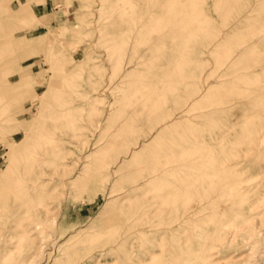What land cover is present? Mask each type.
I'll return each mask as SVG.
<instances>
[{"label": "rangeland", "instance_id": "1", "mask_svg": "<svg viewBox=\"0 0 264 264\" xmlns=\"http://www.w3.org/2000/svg\"><path fill=\"white\" fill-rule=\"evenodd\" d=\"M148 1L0 0V42L5 43L4 46L0 43V264H15L32 253L36 258L40 256L37 264H69L80 253L83 255L94 247L90 234L96 230L114 233L130 226L128 233L119 238L118 234L114 235L113 242L109 239L105 256H100L103 260L93 255V260L87 258L86 264H157L163 258L162 264H264V112L260 111L264 109V0ZM133 8L135 10L131 11ZM124 25V29L118 27ZM61 91L70 92L63 100H68L67 107L73 112V116L62 121V130L55 131L56 141L67 142L60 151V156L66 159L57 158L53 148H41L40 153L56 163L53 162L48 173L47 169L24 173L36 163L34 158L39 151L33 145V138L24 133L25 127L31 125L35 129L45 121ZM229 91L233 96L228 97ZM210 92L214 94L209 95ZM70 96L74 98L72 101ZM156 98H160L159 101ZM156 101L159 106H154ZM69 104H73L72 107ZM76 105L80 109L77 106L78 110H74ZM30 106L33 119L25 112ZM160 110H164L163 118ZM153 115L160 116L161 120L156 121L158 118L155 120ZM240 118L246 124H242L244 121ZM149 126L154 127L151 130ZM195 127L200 129L198 133ZM164 128L173 134L172 139ZM247 128L251 129L247 132ZM159 129L165 132L155 131ZM159 133L162 139L163 134L167 138L161 145ZM121 139L123 146L119 145H122ZM153 141L159 148L157 152ZM81 147L85 150L81 151ZM208 147L213 148L212 153ZM223 150H231L235 156ZM153 152L159 154L158 157ZM149 156L155 163L151 164ZM201 160L205 161L203 167L199 164ZM225 171H228L227 176ZM232 174L237 184L233 180L235 184L229 186ZM222 182L226 185L222 186ZM220 185L224 189L221 190ZM145 186L153 191H148L150 195H146ZM24 192L26 196L34 194L33 200H37L38 205L31 204L33 207H25V212L19 213L17 208L23 204ZM170 197L175 200L170 201ZM112 201H116L115 205ZM48 209L51 215L59 217L58 228L44 215ZM241 209H245L244 213ZM200 210L202 214L198 213ZM175 215L182 218L178 227ZM37 220L41 223L33 229ZM117 224L122 229H115ZM135 224L139 226L136 228ZM203 230L210 234L202 235ZM36 234H41L39 239ZM198 241L202 247L207 244L202 248ZM41 245L44 252L38 255ZM201 249L204 252L201 253ZM22 250L24 254L27 250L25 256Z\"/></svg>", "mask_w": 264, "mask_h": 264}, {"label": "bare ground", "instance_id": "2", "mask_svg": "<svg viewBox=\"0 0 264 264\" xmlns=\"http://www.w3.org/2000/svg\"><path fill=\"white\" fill-rule=\"evenodd\" d=\"M120 1H122V0H120ZM130 1H131V0H130ZM145 1H146V0H145ZM162 1H164V0H162ZM170 1H171V0H170ZM174 1H175V0H174ZM149 2H151V1L149 0L148 3H149ZM171 2H173V1H171ZM161 3H162V2H161ZM169 3H170V2H169ZM144 4H145V6H146V3H144ZM166 4H167V3H166ZM112 5H113V4H112ZM112 5H111V6H112ZM131 5H132V4H130V8H131ZM164 5H165V4H164ZM111 6H110V7H111ZM123 6H124V4H123ZM148 6H150V4H149ZM122 8H123V7H122ZM125 8H126V7H125ZM78 9H79V8H78ZM86 9L88 10V8H86ZM115 9H116V8H115ZM151 9H152V8H151ZM133 10H135V9L133 8L131 11H133ZM152 10H153V9H152ZM158 10H159V9H158ZM115 12H116V10H115ZM153 12H154V11H153ZM131 13H133V12H131ZM146 13H147V12H146ZM154 13H155V12H154ZM130 15H131V14H130ZM125 16H126V15H125ZM86 17H87V16H86ZM119 17H120V16H119ZM207 17H208V16H207ZM127 18H128V17H127ZM95 19H96V18H95ZM177 19H178V18H177ZM241 19H242V18H241ZM123 20H127V19L123 18ZM82 21H83V20H82ZM127 21H128V20H127ZM130 21H131V20H130ZM130 21H129V22H130ZM242 21H244V20H242ZM93 22H94V21H93ZM209 23L211 24V22H209ZM47 26H48V24H47ZM206 26H207V25H206ZM118 27H121V28L124 29V28H125V25H124V26H118ZM118 27H117V28H118ZM109 28H111V27L109 26ZM113 28H114V27H113ZM111 29H112V28H111ZM111 29H109V30H111ZM123 29H122V30H123ZM114 30H115V29H114ZM118 31H119V30H118ZM223 31H224V30H223ZM209 32H211V31H209ZM154 35H155V34H154ZM154 35H152V36L154 37ZM110 36H111V35H110ZM155 36H156V35H155ZM84 37H85V36H84ZM96 37H97V35H96ZM100 38H101V37H100ZM222 38H223V37H222ZM211 39H212V38H211ZM205 40H206V37H205ZM212 41H213V39H212ZM92 42H93V41H92ZM102 42H103V41H102ZM107 42H109V41H107ZM0 43H1V45H3V46L5 45V43L2 44L3 42H0ZM77 43H78V42H77ZM8 44H9V46H10L11 43H8ZM138 45H139V44H138ZM132 46H133V45H132ZM6 47H7V44H6ZM12 50H13V49H12ZM206 50H207V49H206ZM93 51H94V50H93ZM198 51H200V50H198ZM94 52H95V51H94ZM7 53H8V52H7ZM7 53H6V54H7ZM11 53H12V52H11ZM96 53H98V52L96 51ZM75 54H76V53H75ZM105 54H106V53H105ZM184 54H185V53H184ZM9 55H10V54H9ZM76 55H77V54H76ZM4 56H5V55H4ZM197 56H199V55H197ZM8 57H9V56H8ZM11 57H13V56H11ZM76 57H77V56H76ZM106 57H107V56H106ZM224 57H225V56H224ZM228 57H229V56H228ZM58 58H59V57H58ZM226 58H227V57H226ZM12 59H13V58H12ZM72 60H73V59H72ZM55 61H56V62L58 61V63L60 62L58 59L55 60ZM227 61H228V60H227ZM227 61H225V62H227ZM8 62H9V61H8ZM56 62H55V63H56ZM222 62H223V61H222ZM45 63H46V61H45ZM64 63H65V62H64ZM106 63L108 64V62H106ZM223 63H224V62H223ZM132 64H133V63H132ZM67 65H68V64H67ZM124 65H125V64H124ZM126 65H127V64H126ZM128 65H129V64H128ZM100 67H101V66H100ZM111 67H113V65H111ZM125 67L127 68V66H125ZM247 67L250 68V65L247 66ZM251 67H252V66H251ZM111 69H112V68H111ZM111 69H110V70H111ZM130 69H131V68H130ZM51 72H52V70H51ZM182 73H183V72H182ZM51 74H52V73H51ZM184 74H185V73H184ZM121 75H122V74H121ZM62 76H63V75H62ZM118 78H119V77H118ZM183 78H184V77H183ZM53 79H54V78H53ZM66 80H67V79H66ZM210 80H211V79H210ZM210 80H209V81H210ZM115 81H116V80H115ZM120 81H121V80H120ZM183 82H184V81H183ZM252 82H253V81H252ZM255 82H256V81H255ZM260 82H262V81H260ZM24 83H25V82H24ZM248 83H249V81H248ZM248 83H247V84H248ZM256 83H257V82H256ZM262 83H263V82H262ZM2 84H3V83H2ZM2 84H1V85H2ZM65 84H66V83H65ZM68 84H69V83H68ZM79 84H80V83H79ZM30 85H31V84H30ZM57 85H58V84H57ZM80 85H81V84H80ZM175 85H176V83H175ZM180 85H182V84H180ZM217 85H218V84H217ZM217 85H216V86H217ZM244 85L246 86V82L244 83ZM248 85H250V84H248ZM173 86H174V85H173ZM176 86H178V85H176ZM209 86H210V85H209ZM213 86H214V85H213ZM8 87H9V86H8ZM142 87H143V86H142ZM210 87H211V86H210ZM210 87H209V88H210ZM256 87H257V86H256ZM261 87H262V86H261ZM261 87H260V88H261ZM58 88H59V87H58ZM77 88H78V87H77ZM158 88H159V87H158ZM160 88H161V87H160ZM179 88H180V87H179ZM179 88L177 87L176 89L179 90ZM205 88H206V87H205ZM227 88H228V86H227ZM251 88H252V87H251ZM260 88H259V89H260ZM0 89H1V88H0ZM119 89H120V88H119ZM207 89H208V88H207ZM228 89H229V88H228ZM228 89H227V90H228ZM234 89H235V88H234ZM244 89H246V87H245ZM248 89H249V87H248L246 90H248ZM254 89H255V88H254ZM254 89H250V90H254ZM17 90H18V89H17ZM156 90H158V93H159V89H156ZM160 90H161V89H160ZM203 90H204V89H203ZM208 90H209V89H208ZM212 90H213V89H212ZM237 90H238V89H237ZM237 90H236V94H237ZM242 90H243V89H242ZM52 91H53V90H52ZM174 91H175V89H174ZM214 91H215V90H214ZM219 91H220V90H219ZM219 91H218V92H219ZM222 91H223V90H222ZM232 91H233V90H232ZM238 91H240V90H238ZM79 92H81V91H79ZM79 92H78V93H79ZM200 92H201V89H200ZM204 92H205V91H204ZM73 93H74V92H73ZM73 93H72V94H73ZM75 93H77V91H76ZM158 93H157V94H158ZM179 93H180V92H179ZM185 93H186V92H185ZM194 93H195V92H194ZM201 93H202V92H201ZM223 93H224V92H223ZM229 93H230V95H229V96L227 95V96H228V97H231V95H232L231 93H232V92L229 91ZM102 94H103V93H102ZM183 94H184V93H183ZM186 94H187V93H186ZM202 94H203V93H202ZM210 94H214V93H211V92H210L209 95H210ZM227 94H228V93H227ZM236 94H235V95H236ZM10 95H11V94H10ZM69 95H70V92H63V91H61V92L59 93V95H58L57 97H55V100H54V103H56V104H54L55 107H54L53 109H51V110L47 113V119H46L45 121H43L42 123H40L37 127H36V124H34L35 127H36L35 129H32V128H31V125L26 126V127H25V131H24V133L26 134V136H31V138H33V145H34L35 147H37L38 150L41 149V148H42V149H44V148H53V149H54V155H55V156L57 155V158L61 157V156H60V151H63V150H62V145L65 144V143H67V142H66V141H63V140L56 141V140H55V139H56V138H55V131L58 130V129H61V127L63 128V126H62V121H63L64 119H68L69 117L73 116V112H72V110H71L72 108H70V107L68 108V107H67V106H68V103H69L68 100H63V99H65L66 96H69ZM79 95H80V94H79ZM98 95H100V93H99ZM196 95H197V96L195 97V99L198 97V94H197V93H196ZM205 95H206V94H205ZM205 95H203V97H204ZM215 95H217V94H216V91H215ZM225 95H226V94H225ZM240 95H242V94L240 93ZM100 96H101V95H100ZM163 96H164V95H163ZM174 96H175V95H174ZM174 96H172V97H174ZM227 96H226V97H227ZM232 96H233V95H232ZM47 97H48V96H47ZM70 97H71V96H70ZM76 97H78V96H76ZM155 97H156V96H155ZM172 97H171V98H172ZM175 97H176V96H175ZM190 97H191V96H190ZM192 97H193V96H192ZM209 97H210V96H209ZM224 97H225V96H224ZM226 97H225V98H226ZM234 97H235V99H236V96H234ZM234 97H233V98H234ZM262 97H263V96H262ZM71 98H72V97H71ZM101 98H102V97H101ZM101 98H100V99H101ZM145 98H147V97H145ZM167 98H169V96H168ZM171 98H170V99H171ZM199 98H200V95H199ZM205 98H206V97H205ZM211 98L213 99V97H211ZM217 98H218V96H217ZM220 98H221V95H220ZM233 98H232V101L235 100V99L233 100ZM240 98H241V97H240ZM14 99H15V98H14ZM48 99H49V98H48ZM50 99H51V98H50ZM52 99H53V98H52ZM52 99H51V100H52ZM73 99H74V98L70 99V101H72ZM148 99H149V98H148ZM152 99H155V98H152ZM156 99H157V98H156ZM159 99H160V98H158L157 101H159ZM175 99H176V98H175ZM192 99H193V98H192ZM259 99H261V98H259ZM263 99H264V98H263ZM15 100H17V99H15ZM15 100H12V102H14ZM167 100H169V99H167ZM200 100H201V99H200ZM139 101H141V100H139ZM139 101H138V102H139ZM149 101H151V99H149ZM153 101H154V100H153ZM157 101H156V104H154V106H155V105H158V106H159V104H157ZM171 101H172V100H171ZM182 101H183V100H182ZM182 101H181V102H182ZM7 102H8V101H7ZM18 102H19V101H18ZM74 102H75V100H74ZM173 102H174V101H173ZM195 102L198 103L197 101H195ZM195 102H194V103H195ZM227 102H228V101H227ZM19 103H20V102H19ZM76 103H77V102H76ZM78 103H79V102H78ZM139 103H140V102H139ZM143 103H144V102H142V104H143ZM149 103H150V102H149ZM153 103H154V102H153ZM170 103H171V102H170ZM170 103H169V104H170ZM9 104H11V103L9 102ZM73 104H74V103H73ZM73 104H71V105H73ZM89 104H90V103H88V105H89ZM146 104H147V102H146ZM150 104H152V103H150ZM161 104H162V103H161ZM185 104H187V103L184 102V105H185ZM226 104H227V103H226ZM251 104L253 105V102H252ZM3 105H6V103H4ZM69 105H70V104H69ZM71 105H70V106H71ZM164 105H165V104H164ZM237 105H239V104H237ZM1 106H2V105H1ZM77 106H78V105H76L75 108H74V106H73V109H74V110H75V109L78 110V109H77ZM80 106H81V105H80ZM189 106H190V105H189ZM193 106H194V105H193ZM256 106L258 107V104H257ZM3 107H4V106H3ZM71 107H72V106H71ZM78 107H79V106H78ZM84 107H85V106H82V107H81L82 110H84V109H83ZM148 107L151 108L150 105H149ZM184 107H185V106H184ZM220 107H221V105H220ZM251 107H252V106H251ZM253 107H254V106H253ZM253 107H252V108H253ZM257 107H256V110L258 109ZM1 108H2V107H1ZM6 108H7V107H6ZM145 108H146V107H145ZM162 108H163V106H162ZM162 108H161V109H162ZM186 108H187V107H186ZM259 108H260V107H259ZM79 109H80V107H79ZM146 109H147V108H146ZM151 109H152V108H151ZM181 109H182V108H181ZM181 109H179L178 111H180ZM246 109H249V108L247 107ZM253 109H254V108H253ZM2 110H3V109H2ZM7 110H8V109H7ZM9 110H10V108H9ZM38 110H39V109H38ZM149 110H150V109H149ZM149 110H148V111H149ZM155 110H156V109H155ZM183 110H185V109H183ZM256 110H254V111L256 112ZM263 110H264V109H263ZM263 110H260L261 113L264 112ZM40 111H42V108H40ZM85 111H86V110H85ZM85 111H84V112H85ZM90 111H91V110H90ZM94 111H96V110L94 109ZM160 111H161V110H160ZM160 111H159V112H160ZM162 111H164V110H162ZM162 111H161V112H162ZM181 111H182V110H181ZM246 111H247V110H245V113H246ZM248 111L250 112V109H249ZM1 112H2V111H1ZM1 112H0V113H1ZM25 112L27 113V116H28V117H32V113H33V112H32V107H31V106L28 107V109H27ZM98 112H99V111H98ZM144 112L146 113V110H145ZM153 112H154V114H155V111H154V110H153ZM161 112H160L159 114H161ZM3 113H4V111H3ZM41 113H42V112H41ZM148 113H149V112H148ZM181 113H183V112H181ZM251 113H252V111H251ZM258 113H259V111H258ZM43 114H45L44 112L42 113V116H45V115H43ZM176 114H177V113H176ZM34 115H35V113H34ZM141 115H143V113H141ZM163 115H164V114H163V112H162V115H161L162 118H163ZM170 115H171V114H170ZM209 115L212 116L211 113H210ZM245 115H246V114H243V116H245ZM247 115H249V114L247 113ZM252 115H253V114H252ZM255 115L257 116V114H255ZM259 115H261V114H259ZM89 116H90V115H89ZM153 116H154V115H153ZM185 116H186V114H185ZM210 116H209V118H210ZM12 117H13V116H12ZM90 117H91V116H90ZM104 117H105V116H104ZM154 117H155V120H156V117H157V116H154ZM154 117H153V118H154ZM165 117H167V116L165 115ZM173 117H174V116H173ZM240 117H241V116H240ZM252 117H253V116H252ZM259 117H260V116H259ZM5 118H7V117L5 116ZM34 118H35V117H34ZM37 118H38V117H37ZM153 118H152V119H153ZM157 118H158V117H157ZM159 118H160V116H159ZM159 118H158L156 121H158ZM169 118H170V117H169ZM174 118L177 119L176 116H175ZM181 118H182V117H181ZM200 118H201V117H200ZM206 118H208V117H206ZM242 118H243V117H242ZM242 118H240V119H242ZM32 119H33V117H32ZM88 119H89V118H88ZM90 119H91V118H90ZM90 119H89V120H90ZM108 119H109V118H108ZM243 119H244V118H243ZM243 119H242V120H243ZM248 119H249V118H248ZM253 119H254V118H253ZM2 120H3V119H2ZM36 120H37V119H36ZM36 120H35V121H36ZM103 120H104V119H103ZM155 120H154V121H155ZM160 120H161V118H160ZM172 120H173V119H172ZM209 120H210V119H209ZM242 120H239V121L241 122ZM244 120H245V119H244ZM244 120H243V121H244ZM258 120H259V118H258ZM260 120H261V119H260ZM260 120H259V121H260ZM262 120H264V118H263ZM3 121H4V120H3ZM10 121H11V120H10ZM97 121H98V120H97ZM97 121H96V122H97ZM104 121H105V120H104ZM168 121H169V120H168ZM168 121H166V122H168ZM185 121H186V120H184V122H185ZM245 121H247V119H246ZM245 121H244L242 124H246ZM187 122H188V121H186V123H187ZM253 122H254V120H253ZM260 122H261V121H260ZM33 123H35V122H33ZM101 123H102V121H101ZM101 123H100V124H101ZM103 123H104V122H103ZM174 123H175V122H174ZM238 123H239V122H238ZM250 123H251V122H250ZM37 124H38V123H37ZM84 124H85V123H84ZM96 124H97V123H96ZM157 124H159V122H158ZM163 124H164V123H163ZM258 124H259V123H258ZM1 125H2V124H1ZM16 125H17V124H16ZM149 125H150V124H149ZM160 125H162V124H160ZM192 125H193V124H192ZM194 125H195V124H194ZM3 126H4V122H3ZM10 126H11V124H10ZM249 126H250V125H249ZM259 126H260V125H259ZM13 127H14V122H13ZM64 127H65V126H64ZM99 127H100V126H99ZM151 127H154V126H151ZM151 127L149 126V128H151ZM161 127H163V126H161ZM164 127H165V126H164ZM192 127H193V126H192ZM242 127H243V126H242ZM250 127H252V126H250ZM18 128H19V126H18ZM67 128H68V127H66V129H67ZM76 128H77V127H75L74 129H76ZM83 128H84V127H83ZM83 128H81V129H83ZM116 128H117V127H116ZM116 128H115V129H116ZM146 128H148V126H147ZM157 128H158V127H157ZM197 128H198V127H195V129H197ZM256 128H258L257 125H256ZM260 128H262V127H260ZM6 129H8V127H6ZM10 129H11V127H10ZM66 129H65V130H66ZM68 129H69V128H68ZM68 129H67V130H68ZM71 129L73 130V128H71ZM78 129H79V128H78ZM99 129H100V128H99ZM164 129H165V128H164ZM164 129H162V130L159 129V130H155V131H160L161 133H164L165 130H166L167 132H166L165 134H170V135H171V133L169 132L170 130L168 131L167 128H166L165 130H164ZM171 129H172V128H171ZM247 129H248V128H247ZM250 129H251V128H250ZM250 129H248L247 132H248ZM8 130H9V129H8ZM61 130H62V129H61ZM139 130H140V129H139ZM146 130H147V129H146ZM151 130H152V128H151ZM198 130H200V129H199V128L197 129V133H198ZM256 130H257V129H256ZM263 130H264V129H263ZM96 131H99V130L97 129ZM100 131H101V130H100ZM109 131H110V133H111L112 130H109ZM113 131H114V130H113ZM73 132H75V131L73 130ZM148 132H151V131H148ZM183 132H184V131H183ZM228 132H230V131H228ZM250 132H251V131H250ZM255 132H257V131H255ZM258 132H259V134H260L259 129H258ZM21 133H22V132H21ZM105 133H106V132H105ZM118 133H119V132H118ZM124 133H125V132H124ZM153 133H154V132H153ZM161 133H159V135L161 136V139H162V134H161ZM251 133H252V132H251ZM261 133H262V132H261ZM92 134H93V133H92ZM114 134H115V133H114ZM154 134H155V133H154ZM165 134H163V139H165V138H164V135H165ZM179 134H181V133H179ZM254 134L257 135V133H254ZM254 134L252 133V135H254ZM89 135H90V134H89ZM123 135H124V134H123ZM170 135H169L168 138H170ZM256 135H255V136H256ZM107 136H108V135H107ZM112 136H114V135H112ZM115 136H116V137H115ZM115 136H114V137L117 138V134H116ZM154 136H155V135H154ZM157 136H158V134H157ZM160 136H159V137H160ZM167 136H168V135H167ZM172 136H173V134L171 135V139H172ZM179 136H180V135H179ZM226 136H228V135H226ZM226 136H225V137H226ZM20 137H21V136H20ZM104 137H105V136H104ZM155 137H156V136H155ZM155 137H154V138H155ZM257 137H258V135H257ZM260 137H261V136H260ZM77 138H78V137H77ZM83 138H84V137H83ZM115 138H114V139H115ZM121 138H123V137H121ZM181 138H182V134H181ZM217 138H218V137H217ZM220 138H222V137H220ZM227 138H228V137H227ZM261 138H262V137H261ZM60 139H62V138H60ZM85 139H86V138H85ZM119 139H120V138H119ZM155 139H156V138H155ZM158 139L160 140V138H158ZM163 139L159 141L160 145L162 144L161 141H163ZM166 139H167V138H166ZM166 139H165V141H166ZM183 139H184V138H183ZM223 139H224V138H223ZM255 139H256V138H255ZM21 140H22V139H21ZM28 140H29V139H28ZM86 140H87V139H86ZM121 140H122V139H121ZM121 140H120V141H121ZM151 140H152V139H151ZM197 140L200 141L198 138H197ZM219 140H220V139H219ZM224 140H226V139H224ZM256 140H258V139H256ZM67 141H69V140H67ZM71 141H72V140H71ZM74 141H75V140H74ZM168 141H170V139H169ZM177 141H178V140H177ZM181 141L183 142V140H181ZM181 141H179V142L181 143ZM10 142H11V141H10ZM10 142H9V143H10ZM19 142H20V141H19ZM69 142H70V141H69ZM76 142H78V141L76 140ZM79 142H80V141H79ZM81 142H82V141H81ZM118 142H119V141H118ZM123 142H124V140H122V145H121V144H119V145H120V146H123ZM127 142H128V141H127ZM127 142H125V143H127ZM170 142H171V141H170ZM174 142H175V141H174ZM219 142H220V141H219ZM14 143H15V142H14ZM74 143H75V142H74ZM119 143H120V142H119ZM140 143H141V142H140ZM140 143H139V144H140ZM151 143H152V142H150V145H152ZM153 143H154V141H153ZM177 143H178V142H177ZM177 143H176V144H177ZM189 143H190V142H189ZM11 144H12V142H11ZM27 144H28V143H27ZM69 144H70L69 146L71 147V146H72V145H71V142H70ZM77 144H78V143H77ZM84 144H85V141H84ZM84 144H83V145H84ZM116 144H117V142H116ZM145 144H146V143H145ZM171 144H173V143H171ZM193 144L195 145V143H193ZM17 145H18V143H17ZM30 145H31V144H30ZM117 145H118V144H117ZM128 145H129V144H128ZM147 145H148V144H147ZM147 145H145V147H146ZM155 145H157L156 143H154V147L157 148V146H155ZM178 145H179V144H177V146H178ZM10 146H12V145H10ZM66 146H67V145H66ZM115 146H116V145H115ZM152 146H153V145H152ZM180 146H181V144H180ZM182 146H184V148H185L184 143L182 144ZM206 146H207V145H206ZM206 146H205V147H206ZM208 146H209V145H208ZM223 146H224V141H223ZM223 146H221V147L223 148ZM124 147H125V146H124ZM145 147H144V148H145ZM200 147H201L202 149H204V147H202V146H200ZM210 147H212V146H210ZM81 148H82V147H81ZM136 148H137V147H136ZM144 148H143V149H144ZM169 148H171V147H169ZM178 148H179V147H178ZM181 148H182V147H181ZM186 148H187V147H186ZM213 148H214V146H213ZM213 148H211V149H213ZM222 148H221L220 150H222ZM224 148H225V147H224ZM226 148H227V147H226ZM256 148H257V147H256ZM118 149H119V148H118ZM141 149H142V148H141ZM141 149H140V150H141ZM153 149H154V148H153ZM175 149L177 150V148H175ZM182 149H183V148H182ZM205 149H206V148H205ZM208 149H210V148L208 147ZM211 149H210V152H209V153H212V152H211ZM227 149H228V148H227ZM232 149H234V148H232ZM232 149H231V150H232ZM235 149H236V148H235ZM67 150H68V149H67ZM80 150H81V151L85 150V147H83V148L80 149ZM135 150H136V149H135ZM135 150H134V151H135ZM147 150L150 151L151 149H150V150L147 149ZM158 150H159V148H157V149L154 150V151L157 152ZM167 150H168V149H167ZM200 150H201V149H200ZM206 150H207V149H206ZM231 150H230V151L227 150V151L229 152V154H231ZM64 151H65V149H64ZM131 151H132V149H131ZM141 151H142V150H141ZM141 151H140V153L138 152L140 155H142ZM152 151H153V150H152ZM152 151H151V152H152ZM168 151H169V150H168ZM174 151H175V150H174ZM183 151H184V150H183ZM261 151H262V150H261ZM21 152H22V151H21ZM71 152H72V151H71ZM123 152H124V151H123ZM151 152H150V153H151ZM164 152H166V151H164ZM172 152H173V150H172ZM215 152H217V151L215 150ZM219 152H220V151H219ZM223 152H224V150H223ZM228 152H226V150H225L224 153H228ZM235 152H236V150H235ZM62 153H63V152H62ZM82 153H83V152H82ZM133 153H136V151L133 152ZM154 153H155V152H153L152 154H154ZM167 153H168V152H167ZM169 153H170V152H169ZM173 153H174V152H173ZM176 153H177V155L179 154L178 152H176ZM245 153H247V152H245ZM9 154H10V153H9ZM139 154H138V155H139ZM156 154H157V153H155V155H156ZM214 154L217 155L218 152H217V153H214ZM235 154H236V153H235ZM237 154H239V153H237ZM29 155H30V154H29ZM61 155H62V154H61ZM84 155H85V154H84ZM134 155H135V154H134ZM136 155H137V154H136ZM140 155H139V156H140ZM158 155H159V154H157V157H158ZM168 155H169V154H168ZM172 155H175V154H172ZM172 155H171V156H172ZM179 155H180V154H179ZM179 155H178V156H179ZM208 155L210 156V154H208ZM215 155H214V158L216 157ZM225 155H227V154H225ZM231 155H232V154H231ZM246 155L248 156V153H247ZM129 156H130V155H129ZM151 156L153 157L154 155H151ZM175 156H176V155H175ZM232 156L234 157L235 155H232ZM238 156H239V155H238ZM243 156H244V155H243ZM108 157H110V156H108ZM125 157H126V156H125ZM145 157H146V159H147V155H145ZM225 157H226V156H225ZM229 157H230V156H229ZM236 157H237V155H236ZM61 158L63 159L64 157L62 156ZM79 158H80V157H79ZM122 158H123V157H122ZM128 158H129V157H128ZM134 158H135V156H134ZM137 158H138V157H137ZM137 158H135V159L137 160ZM149 158H150V156L148 157V160H149ZM179 158H180V156H179ZM217 158H218V155H217ZM237 158H238V157H237ZM21 159H22V158H21ZM64 159H66V158H64ZM120 159H121V158H120ZM150 159H151V158H150ZM153 159H154V158H153ZM197 159H198V158H197ZM204 159H205V158H204ZM215 159H216V158H215ZM215 159H214V160H215ZM25 160H26V159H25ZM34 160H35L36 163H34V165H32L30 168L25 169V170H24V171H25L24 173H27V172L30 171V170H32V171H33V170H36V171H37V169H39L40 171H45V170L47 169L46 171H47V173H48V170L50 169V167H53V164L56 163L55 161H51V160L46 159V158L40 153V150L37 152V154H35V158H34ZM121 160H122V159H121ZM154 160H156V159H154ZM178 160H179V159H178ZM206 160H208V159H206ZM240 160H241V159H240ZM73 161H74V160H73ZM75 161H76V160H75ZM152 161H153V160L151 159V162H152ZM203 161H204V160H203ZM203 161L201 160V163H199L201 166H202V162H203ZM53 162H54V163H53ZM153 162H154V161H153ZM153 162H152L151 164H153ZM188 162H189V161H188ZM204 162H205V161H204ZM73 163H74V162H73ZM73 163H72V164H73ZM131 163H132V161H130V164H131ZM143 163L145 164L146 162H143ZM143 163H142V164H143ZM148 163H149V162H148ZM148 163H147V164H148ZM154 163H155V162H154ZM164 163H165V162H164ZM171 163L173 164V162H171ZM117 164H118V163H117ZM136 164H137V163H136ZM144 164L141 165V166H144ZM147 164H145V165H147ZM187 164H188V163H187ZM221 164H223V161H222ZM221 164H220V165H221ZM239 164H240V163H239ZM243 164H244V163H243ZM37 165H38V166H37ZM62 165H64V164H62ZM62 165H61V166H62ZM70 166H71V165H70ZM102 166H103V165H102ZM115 166H116V165H115ZM134 166H136V165H134ZM181 166H182V165H181ZM63 167H65V166H63ZM67 167H68V166H67ZM67 167H66V169H67ZM150 167H151V166H150ZM150 167H149V170H150ZM182 167H183V166H182ZM194 167H195V166H194ZM194 167L192 166V169H194ZM202 167H203V166H202ZM221 167H222V166H221ZM221 167H220V168H221ZM135 168H136V167H135ZM137 168H140V167L137 166ZM206 168H207V167H206ZM225 168H226V166H225ZM63 169H64V168H63ZM63 169H62V170H63ZM123 169H125V168H123ZM126 169H127V168H126ZM130 169H131V168H130ZM207 169H208V168H207ZM127 170H128V169H127ZM132 170H133V169H132ZM132 170H131V172H132ZM137 170H138V169H137ZM141 170H142V169H141ZM147 170H148V167H147ZM179 170H180V169H179ZM198 170H199V169H198ZM220 170L222 171V170H223V167H222ZM226 170H227V168H226ZM145 171H146V170H145ZM215 171H216V170H215ZM18 172H19V171H17V174H18ZM64 172H65V171L62 172L63 175H64ZM107 172H108V171H107ZM188 172H189V171H188ZM198 172H199V171H198ZM217 172H218V169H217ZM226 172H228V171H225V172H224V173L226 174V176H227V173H226ZM234 172H235V171H234ZM234 172H231V173H234ZM14 173H15V172H14ZM118 173H119V172H118ZM219 173H220V171L218 172V174H219ZM261 173H262V172H261ZM261 173H260V174H261ZM127 174H129V173H127ZM135 174H137V173H135ZM209 174H211V173L209 172ZM218 174L216 173V175L219 177ZM229 174H230V172H229ZM234 174H235V173H234ZM236 174H237V172H236ZM239 174H240V173H239ZM242 174H243V173H242ZM6 175H8V174H6ZM131 175H132V174H131ZM220 175H221V174H220ZM222 175H223V173H222ZM222 175L220 176V179L223 177ZM232 175H233V174H232ZM232 175L229 176V178L231 177V179H230L229 181H232V182H231V185H229V186H232V184H235V183H236L235 180H234V179H235V178H234V175H233V176H232ZM15 176H16V174H15ZM18 176H19V175H18ZM107 176H108V175H107ZM16 177H17V176H16ZM16 177H14V178L16 179ZM149 177H150V175H149ZM200 177H201V176H200ZM200 177H199V178H200ZM124 178H125V177H124ZM181 178H182V177H181ZM232 178H234V179H232ZM240 178H241V177H240ZM240 178H238V179H240ZM250 179H251V178H250ZM20 180H21V179H20ZM218 180H219V179H218ZM225 180H226V179H225ZM233 180H234L235 183L233 182ZM21 181H22V180H21ZM111 181H112V180H111ZM122 181H126V180H125V179L123 180V178H122ZM168 181H169V180H168ZM236 181H237V178H236ZM240 181H241V180H239V182H240ZM245 181H246V180H245ZM8 182H9V181H8ZM12 182H15V181H12ZM43 182L46 183V182H45V179H43ZM141 182H142V181H141ZM239 182H238V183H239ZM16 183H17V181H16ZM25 183H27V182L25 181ZM44 183H43V184H44ZM123 183H124V182H123ZM125 183H126V184H127V183L129 184V182H125ZM125 183H124V184H125ZM222 183H223V184H222V186H223V185L225 184V182H222ZM226 183H227V180H226ZM241 183H242V182H241ZM111 184H112V183H111ZM115 184H116V182L114 181V185H115ZM216 184H217V183H216ZM227 184H229V183H227ZM236 184H237V183H236ZM114 185H113V187H115ZM133 185H134V184H133ZM225 185H226V184H225ZM225 185H224V186H225ZM24 186H25V184H24ZM124 186H125V185H124ZM122 187H123V186H122ZM122 187L120 186V189H121V190H122ZM132 187H133V186H132ZM143 187H144V186H143ZM143 187H140V188H143ZM149 187H150V186L148 185V188H149ZM176 187H178V186H176ZM233 187H235V185H234ZM26 188H28V187H26ZM110 188H111V187H110ZM148 188L146 189V186H145V189L147 190L146 192L143 190L144 188L142 189V190L146 193V195H147L148 191H149V193L152 191L151 189L148 190ZM216 188L218 189L217 186H216ZM220 188H221V190L224 189V187L222 188L221 185H220ZM236 188H237V186H236ZM239 188H240V187H239ZM24 189H25V188H24ZM234 189H235V188H234ZM115 190H116V189H115ZM137 190H139V188H138ZM142 190H141V191H142ZM166 190H167V189H164L163 191H166ZM183 190H184V188H183ZM28 191L30 192V190H28ZM32 191H33V190H32ZM32 191H31V192H32ZM125 191H126V190H125ZM125 191H123V193H124ZM141 191H139V192H141ZM170 191H171V190H170ZM136 192H137V191H136ZM152 192H153V191H152ZM161 192H162V191H161ZM149 193H148V194H149ZM173 193H174V192H173ZM25 194H27V193L24 192V195H25ZM31 194H32V193H31ZM134 194H136V193H134ZM143 194H144V193H143ZM161 194H162V193H161ZM223 194H224V193H223ZM32 195H34V194H32ZM32 195H30V196H28V195L26 196V195H25L26 197L24 198L23 204L20 205V206L17 208V211H18L19 213H20V212H25V211H23V210H24L23 208L26 207V208L29 209V207H30L31 204L34 205V206H35V205H36V206L38 205V204L36 203L37 200H36V202H35V200H33V198H36V197H35V196L32 197ZM116 195L119 197L118 194H116ZM116 195H113V196H116ZM120 195H121V194H120ZM149 195H150V194H149ZM153 195H154V194H153ZM241 195H242V194H241ZM18 196H19V195H18ZM154 196L156 197V195H154ZM154 196H153V197H154ZM169 196H171V195H169ZM169 196H168V197H169ZM179 196H180V195H179ZM181 196H182V194H181ZM19 197H20V196H19ZM134 197H135V196H134ZM148 197H150V196H148ZM172 197H173V196H172ZM176 197H177V196H176ZM242 197H243V196H242ZM111 198H112V197H111ZM111 198H110V199H111ZM113 198H114V197H113ZM157 198H158V197H157ZM177 198H178V197H177ZM179 198H180V197H179ZM182 198H184V197L182 196ZM17 199H19V198L17 197ZM20 199H22V198H20ZM37 199H38V198H37ZM110 199H109V201L113 200V199H111V200H110ZM168 199H169V198H168ZM215 199H216V198H215ZM226 199H228V198H226ZM226 199H225V200H226ZM40 200H41V199H40ZM123 200H124V199H123ZM149 200H150V199H149ZM162 200H163V199H162ZM162 200H161V201H162ZM169 200H170V201H172V200L174 201L175 199H173V198L171 199V197H170ZM212 200H213V199H212ZM116 201H118V200L116 199ZM116 201H114V202H116ZM130 201H131V200H130ZM176 201H177V200H176ZM214 201H215V200H214ZM218 201H219V200H218ZM221 201H222V200H221ZM239 201H240V200H239ZM112 202H113V201H112ZM114 202L112 203L113 205H115ZM118 202H119V201H118ZM124 202H126V201H124ZM127 202H128V201H127ZM142 202H143V201H142ZM166 202H167V201H166ZM180 202H181V201H180ZM211 202H212V201H211ZM240 202H241V201H240ZM119 203H121V202H119ZM148 203H149V201H148ZM176 203H177V202H176ZM209 203H210V202H208V204H209ZM216 203H217V202H216ZM218 203H219V202H218ZM220 203H221V202H220ZM126 204H127V203H126ZM141 204H142V203H141ZM169 204H170V203H169ZM178 204H179V203H178ZM178 204H177V205H178ZM232 204H233V203H232ZM32 205H31V207H33ZM113 205H112V206H113ZM143 205H144V203H143ZM143 205H140V206H143ZM181 205H182V204H181ZM215 205H216V204H215ZM219 205H220V204H219ZM239 205H240V204H239ZM243 205H244V204H243ZM116 206H117V204H116ZM166 206H167V205H166ZM168 206L170 207V205H168ZM175 206H176V205H175ZM205 206H206V208L208 207L207 205H205ZM232 206L235 207L234 205H232ZM240 206H241V205H240ZM249 206H250V204H249ZM43 207H44V206H43ZM43 207H42V208H43ZM123 207H124V206H123ZM178 207H179V206H178ZM182 207L184 208V206H182ZM189 207H190V205H189ZM191 207H192V206H191ZM191 207L188 208V209L190 210ZM209 207H211V209H212V206H209ZM209 207H208V208H209ZM113 208H114V207H113ZM141 208H142V207H141ZM179 208H181V207H179ZM206 208H204V209H206ZM214 208H215V206H214ZM229 208H230V210L232 209V207H229ZM229 208H228V209H229ZM240 208H243V206H242V207H239L238 209H240ZM44 209H45V208H44ZM142 209H143V208H142ZM168 209H169V208H168ZM170 209H171V208H170ZM170 209H169V210H170ZM211 209H210V210H211ZM11 210L14 211L13 209H11ZM114 210H115V209H114ZM175 210H176V209H175ZM179 210H180V209H179ZM189 210H188V211H189ZM202 210H203V207H202ZM230 210H229V211H230ZM241 210H242V209H241ZM243 210H245V209H243ZM243 210H242L241 212H243ZM46 211H47V212H46L44 215L47 216V220H48V221H53L54 223H56L57 225H54V226H56V227H57V226H60V221L58 222V218H59V217H58L57 215H51L49 209L46 210ZM173 211H174V210H173ZM188 211H187V212H188ZM203 211H204V210H203ZM203 211L200 210L199 212H198V211H197V212L202 214ZM221 211H223V210H221ZM226 211H227V210H226ZM231 211H232V210H231ZM43 212H44V210H43ZM112 212H113V211L111 210L110 213H112ZM122 212H123V211H122ZM154 212H155V211H154ZM156 212H157V211H156ZM168 212H169V211H168ZM176 212H177V211H175L174 213L177 214L178 212H177V213H176ZM204 212H205V211H204ZM208 212H210V211H208ZM224 212H225V211H223V214H225ZM239 212H240V210H239ZM114 213H115V212H114ZM119 213H120V212H119ZM172 213H173V212H172ZM179 213H180V212H179ZM243 213H244V212H243ZM55 214H56V213H55ZM122 214H123V213H122ZM134 214H135V213H134ZM201 214H200V215H201ZM208 214H209V213H207V215H208ZM226 214H227V213H226ZM118 215H119V214H118ZM135 215H136V214H135ZM135 215H134V216H135ZM178 215H179V214H178ZM209 215H210V214H209ZM240 215H241V214H240ZM243 215H244V214H243ZM39 216H40V215H39ZM124 216H125V215H124ZM130 216H131V215H130ZM151 216H152V215H151ZM180 216H181V215H180ZM131 217H132V216H131ZM205 217H206V216H205ZM244 217H245V216H244ZM192 218H193V217H192ZM207 218H208V217H207ZM241 218H242V217H241ZM172 219H173V218H172ZM237 219H238V218H237ZM248 219H249V218H248ZM248 219H245V220H248ZM69 220H70V219H69ZM188 220H189V219H188ZM201 220H202V219H201ZM245 220H243V221H245ZM37 221H38V220H37ZM119 221H120V220H119ZM126 221H130V219H127ZM167 221H168V220H167ZM172 221H173V220H172ZM175 221H176L177 224H178V225L175 224V226L178 227V226H180V224H181L182 218H181V217H178L177 215H175L174 222H175ZM218 221H219V220H218ZM121 222H122V221H121ZM139 222H140V221H139ZM199 222H200V220H199ZM215 222H216V221H215ZM249 222H250V221H249ZM29 223H30V222H29ZM40 223H41V222L38 221L36 224H34V225H33V226H34L33 229H36L37 225L40 224ZM145 223H147V222H145ZM182 223L185 224V222H182ZM190 223H192V222H190ZM194 223H195V222H194ZM200 223H201V222H200ZM245 223H246V222H245ZM245 223H243V224H245ZM119 224H121V223L119 222ZM123 224H124V223H123ZM183 224H182V225H183ZM192 224H193V223H192ZM201 224L203 225V222H202ZM217 224H218V222H217ZM250 224H251V223H250ZM121 225H122V224H121ZM121 225H120V226H121ZM146 225H147V224H146ZM187 225H188V224H186V226H187ZM190 225H191V224H190ZM195 225L197 226L196 223H195ZM215 225H216V223H215ZM238 225H240V224H238ZM238 225H237V226H238ZM245 225L247 226V223H246ZM52 226H53V225H52ZM61 226H62V225H61ZM120 226H118V224H117L115 229H117V227L122 229V227H120ZM126 226H127V225H126ZM137 226H139V225H137V224L134 225V227H136V228H137ZM217 226H219V225H217ZM62 227H64V226H62ZM90 227H91V226H90ZM215 227H216V226H215ZM219 227H220V226H219ZM221 227H222V226H221ZM57 228H58V227H57ZM130 228H131V226H130ZM130 228H129V229H130ZM140 228H141V227H140ZM140 228H138L137 230H142V229H140ZM237 228H238V227H237ZM26 229H27V228H26ZM33 229H32V230H33ZM129 229H127L128 232L130 231ZM145 229H147V228H145ZM145 229H144V230H145ZM172 229H173V228H172ZM204 229H206V228H204ZM211 229H212V228H211ZM211 229H209V231H210ZM214 229H215V228H214ZM218 229H219V228L216 227V230H218ZM253 229H255V228H253ZM45 230H47V228H45ZM86 230H90V229H86ZM105 230H109V229H105ZM127 230H124V231L121 230V231H120V229H119V231H116V232H114V233H110V232H108V233H103L104 231L100 232L99 230H98V231L96 230L98 233L95 231V233L90 234L91 237H92L91 239H93V240H92L93 245L91 244V246H94V247H93V248L90 247L91 249H90V248L87 249L88 252L85 253V254H83V255H81V253H80V254H79L80 256H76L73 260H71V262H69V264L76 263L77 261H79L80 264H86V261H87L86 259L88 258V259H92V260H93V258H92L93 255H95V256H94L95 259L99 258L101 255H103V253H104L106 250H108V249H107V248H108V246H107V245H108L107 242L109 241V239H110V241H112V238L115 237L114 235H117V234H118V238H119L121 235H123L124 233H126ZM154 230H155V229H154ZM28 231H29V230H28ZM30 231H31V230H30ZM30 231H29V232H30ZM209 231H208V230H207V231H204V230H203L202 235L204 234V232H205L204 236L207 235V234H210V233H207V234H206V232H209ZM211 231H212V230H211ZM211 231H210V232H211ZM238 231H239V230H238ZM238 231H236V232H238ZM25 232H26V231H25ZM78 232H80V231H78ZM81 232H82V230H81ZM84 232H85V231H84ZM128 232H127V233H128ZM136 232H137V231H136ZM182 232H183V230H182ZM47 233H48V232H47ZM86 233H87V232H86ZM144 233H145V232H144ZM174 233H175V232H174ZM222 233H223V232H222ZM229 233H230V232H229ZM239 233H240V232H239ZM26 234H27V233H26ZM60 234H63V232H61ZM83 234H84V233H83ZM137 234H138V233H137ZM200 234H201V232H200ZM214 234H215V233H214ZM220 234H221V233H220ZM231 234H232V233H231ZM234 234H236V233H234ZM36 235H37V234H36ZM40 235H41V234H40ZM40 235H37V236H38L37 239H39V236H40ZM48 235H49V234H47V236H48ZM78 235H79V234H78ZM90 235H89V236H90ZM169 235H170V233H169ZM198 235H199V234H198ZM227 235H228V234H227ZM26 236H28V235H26ZM31 236H33V235H31ZM81 236H82V235H81ZM210 236H211V235H210ZM210 236H209V238H210ZM233 236H234V235H233ZM233 236H232V237H233ZM33 237H34V236H33ZM201 237H203V236H201ZM216 237H217V235H216ZM41 238H42V236H41ZM78 238H79V237H77V239H78ZM89 238H90V237H89ZM118 238L116 237L117 240H118ZM235 238H236V237H235ZM30 239H32V238L30 237ZM35 239H36V238H35ZM116 239H115L114 241H117ZM161 239H162V238H161ZM198 239H200V238H198ZM206 239H207V238H206ZM26 240H27V239H26ZM134 240H135V239H134ZM151 240H152V239H151ZM180 240H181V239H180ZM180 240H179V241H180ZM201 240H202V238H201ZM201 240H200V241H201ZM20 241H21V240H20ZM29 241H30V240H29ZM68 241H69V240H68ZM86 241H87V240H86ZM182 241H183V240H182ZM203 241H204V240H203ZM206 241H207V240H206ZM206 241H205V242H206ZM208 241H209V240H208ZM40 242H41V241H40ZM112 242H113V241H112ZM198 242H199V241H198ZM33 243H34V242H33ZM38 243H39V242H38ZM64 243H65V242H64ZM114 243H115V242H114ZM43 244H44V243H43ZM43 244H42V245H43ZM45 244H46V243H45ZM45 244H44V245H45ZM48 244H49V243H48ZM82 244H83V243H82ZM86 244H87V243H86ZM141 244H142V243H141ZM156 244H157V243H156ZM204 244H205V243H204ZM206 244H207V243H206ZM206 244L203 245V247L206 246ZM38 245H39V244H38ZM42 245H41V249H39L38 247H36V248H38V249L40 250V251H38L39 253L37 252L38 255H40V253H43V252H44V249H43ZM44 245H43V246H44ZM67 245H68V244H67ZM116 245H117V244H116ZM177 245H178V244H177ZM180 245H181V244H180ZM198 245H199V247L201 246V245H200V242L198 243ZM19 246H20V245H19ZM19 246H18V247H19ZM21 246H22V244H21ZM68 246H69V245H68ZM87 246H88V245H87ZM193 246H194V245H193ZM30 247H31V246L29 245V248H30ZM69 247H70V246H69ZM88 247H89V246H88ZM111 247H112V246H111ZM114 247H115V246H114ZM155 247H156V246H155ZM161 247H162V245H161ZM163 247H164V246H163ZM165 247H166V246H165ZM180 247H181V246H180ZM201 247H202V246H201ZM203 247H202V248H203ZM20 248H22V247H20ZM26 248H27V247H26ZM31 248H32V247H31ZM64 248H65V247H64ZM134 248H135V247H134ZM158 248H159V247H158ZM182 248H183V247H182ZM82 249H83V248H82ZM179 249H180V248H178V250H179ZM190 249H191V248H190ZM193 249H194V248H193ZM195 249H196V248H195ZM197 249H198V247H197ZM23 250H25V248H24ZM23 250H22V251H23ZM28 250H29V249H28ZM30 250H31V249H30ZM30 250H29V251H30ZM35 250H37V249H35ZM71 250H72V249H71ZM75 250L77 251V249H75ZM160 250H161V249H160ZM181 250H182V249H181ZM191 250H192V249H191ZM26 251H27V250H26ZM26 251H25V254H26ZM72 251H73V250H72ZM76 251H75L74 253H77ZM84 251H86V250H84ZM20 252H21V251H20ZM35 252H36V251H35ZM82 252H83V250H82ZM161 252L165 253L166 251H165V252H164V251H161ZM161 252H159V253H161ZM188 252H189V251H188ZM196 252H197V254H198V250H197ZM202 252H204V251H202V249H201V253H202ZM31 253H32V252H31ZM83 253H84V252H83ZM121 253H123V252H121ZM182 253H184V252L181 251V255H182ZM8 254H9V253H8ZM10 254H11V253H10ZM21 254H22V253H21ZM23 254H24V251H23ZM25 254H24V256H25ZM77 254H78V253H77ZM185 254H187V253L185 252ZM188 254H189V253H188ZM190 254H191V253H190ZM199 254H200V252H199ZM199 254H198V255H199ZM16 255H17V254H16ZM163 255H164V254H163ZM179 255H180V254H178V256H179ZM200 255H201V254H200ZM203 255L205 256L204 253H203ZM208 255H209V254H208ZM4 256H5V253H4ZM9 256H10V255H9ZM71 256H72V255H71ZM103 256H105V255H103ZM196 256H197V255H196ZM6 257H7V256H6ZM10 257H11V256H10ZM39 257H40V256H38V257L36 258V256H34V253H32L31 255H28V254H27V256H25V258L22 259L21 261H20L19 258H18L19 262H16L15 264H37V263H38V258H39ZM41 257H42V256H41ZM69 257H70V256H69ZM153 257H154V256H153ZM180 257H181V256H180ZM3 258H5V257H3ZM46 258H47V257H46ZM61 258H62V257H61ZM71 258H72V257H71ZM100 258H101V257H100ZM154 258H155V257H154ZM160 258H162V255L160 256ZM205 258H207V256H206ZM51 259H52V258H51ZM101 259H102V258H101ZM151 259H152V258H151ZM151 259L149 258V260H151ZM11 260H12V259H11ZM45 260H46V259H45ZM67 260H68V259H67ZM102 260H103V259H102ZM164 260H165V259L163 258V259H159L158 261H157V260H156V261H157V264H162V262H164ZM72 261H73V263H72ZM154 261H155V260H154ZM202 261H203V260H202ZM66 262H67V261H65V263H66ZM96 262H97V260H96ZM118 262H119V261H118ZM139 262H140V261H139ZM178 262H179V261H178ZM13 263H14V262H13ZM13 263H12V264H13ZM61 263L63 264V262H61ZM61 263H60V264H61ZM88 263H89V262H88ZM132 263H133V262H132ZM132 263H131V264H132ZM43 264H44V262H43ZM94 264H95V263H94ZM101 264H102V262H101ZM119 264H121V263H119ZM143 264H144V263H143ZM146 264H148V262H147ZM149 264H150V263H149Z\"/></svg>", "mask_w": 264, "mask_h": 264}]
</instances>
